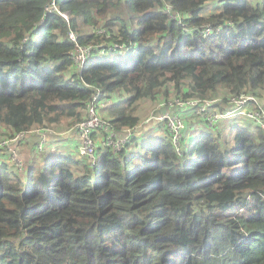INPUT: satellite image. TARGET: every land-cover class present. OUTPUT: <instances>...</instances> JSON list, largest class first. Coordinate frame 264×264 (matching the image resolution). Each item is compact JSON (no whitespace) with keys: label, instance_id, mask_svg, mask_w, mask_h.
<instances>
[{"label":"trees","instance_id":"trees-1","mask_svg":"<svg viewBox=\"0 0 264 264\" xmlns=\"http://www.w3.org/2000/svg\"><path fill=\"white\" fill-rule=\"evenodd\" d=\"M263 89L264 0H0V140L77 133L95 91L105 135L133 132L39 167L0 149V264H264V128L208 116L239 94L264 107ZM159 92L216 102L203 117L176 109L178 140L160 120L166 131L143 138L137 101ZM192 115L208 129L190 133Z\"/></svg>","mask_w":264,"mask_h":264},{"label":"built area","instance_id":"built-area-1","mask_svg":"<svg viewBox=\"0 0 264 264\" xmlns=\"http://www.w3.org/2000/svg\"><path fill=\"white\" fill-rule=\"evenodd\" d=\"M53 9L59 12L66 20L69 19V12L67 11H60L57 9L55 2L52 1ZM220 28V27H219ZM210 28H206L205 31H208ZM69 36L72 39H76V35L74 32H70ZM90 52L87 51L86 47L78 46L76 47V53L73 56L74 62L78 65L79 69L82 70L84 67V64L86 62L87 56ZM99 96L98 91L94 92L93 100L89 103L87 109H86V116L83 120L78 121L74 125V129H76L80 143L78 145V152L81 155L88 156L90 158H93L95 155L96 150V141H95V132L100 130L103 133V137L101 139V143L103 145L109 146L110 148L114 150L121 149L126 142L129 140V136L131 133L133 134L131 129H127L126 133L123 136H116L114 132H108L106 135L104 133V130L107 129L109 126V123L106 121V119L102 118L98 112H97V102H98ZM253 102L254 106L253 108H247L248 102ZM181 103L180 105L178 103ZM216 99H200V98H176L173 101H170L169 103L172 106H176V109L180 108H187V107H194L195 113L199 116H202L209 112V109L215 104ZM232 104L233 109L239 113V114H245L250 117H253L258 121V124L264 128V107L259 104L257 98L251 94H239L237 96H234L232 98ZM170 108V106L168 107ZM167 112V116L164 119L163 114ZM211 114H208L209 118H219L223 117L225 113H220L216 111H210ZM159 120L165 122V126L168 129H171L173 131L174 139L178 140L180 137V132L184 127V122L182 118L178 115V113H171L169 110H166L164 112H161L158 117ZM108 130V129H107ZM27 133H33L38 135V138L35 142L36 149L40 150L43 143L45 142L46 135L49 133H54V129L51 127H35L32 128ZM25 132H18L15 133L10 138V143H15L19 140L17 136H23ZM1 139L0 141H2ZM11 157L16 163V165L21 166L20 158L18 157L15 150L12 151Z\"/></svg>","mask_w":264,"mask_h":264},{"label":"crops","instance_id":"crops-1","mask_svg":"<svg viewBox=\"0 0 264 264\" xmlns=\"http://www.w3.org/2000/svg\"><path fill=\"white\" fill-rule=\"evenodd\" d=\"M173 95L170 94L168 97H165L163 92H159L158 96H156L155 99L152 98H142L140 99L139 103L137 102V109L135 110V113L139 116L140 118V125L141 129V136L143 138H146L147 135H154V136H159L162 135L166 130L164 129V124L160 121H157L155 118L151 117L153 115L159 114L161 112H164L166 110H163L164 108H167L169 110V99L166 101V98H171ZM261 95H264V89ZM259 98V97H258ZM260 99V98H259ZM261 100V99H260ZM115 100L112 99V96L109 100H106V102H102V106H107L110 103L114 102ZM100 102V101H99ZM260 104V101H258ZM155 103V104H154ZM261 105V104H260ZM247 107V106H246ZM248 108V107H247ZM249 109V108H248ZM174 111V109L172 110ZM176 112V110H175ZM149 113L147 116H143L145 114ZM225 115L223 119L228 120L232 118H248L250 120L254 119L253 117H250L248 115L244 116L245 114L241 115L237 113L233 108H229L228 110H225ZM146 120L154 119L153 121L145 122ZM192 127L189 125L190 133H196L197 128H200L201 131L207 130L205 126H202L201 122L198 120V118L195 115H192ZM237 122V121H235ZM252 122L256 125V123L252 120ZM153 123V124H152ZM221 123L223 124L222 127H224L225 121L222 120ZM135 127V126H134ZM69 127H66L65 125H57L55 126V133H49L46 135V142L44 143V149L43 153L41 154H36L34 152V145L35 142L38 138V135L32 134V133H25L21 140H19L17 143L19 145L16 147L15 152L17 155L24 159L25 162H31L35 161L39 162V166L42 165V162H45L48 158H50L54 153L62 152V153H69L71 151L76 152L77 151V146L79 144V137L76 132L74 131H68ZM137 129V126H136ZM229 130V131H228ZM226 134H229L230 137V131L227 126L224 129ZM228 131V132H227ZM139 132V131H138ZM136 133V135L138 134ZM200 132V131H199ZM100 134H96L97 140L101 142V139L103 137V133L100 131L98 132ZM41 152V151H40ZM39 153V152H38ZM52 154V155H51ZM11 155V151H10ZM38 155H41L40 158H38ZM37 158V160L35 159Z\"/></svg>","mask_w":264,"mask_h":264},{"label":"rangeland","instance_id":"rangeland-1","mask_svg":"<svg viewBox=\"0 0 264 264\" xmlns=\"http://www.w3.org/2000/svg\"><path fill=\"white\" fill-rule=\"evenodd\" d=\"M255 1V0H253ZM258 1H261V0H258ZM219 6H217L215 3L213 2H209L208 4L205 5L204 7V11H215L218 9ZM86 29H89L92 30L93 28H91L90 26H87ZM103 51H100V54L102 53ZM104 53V52H103ZM48 64L47 63H42V68L46 67ZM222 89H224V87H222ZM263 97V100H264V95L262 96ZM140 101V100H139ZM139 101H137L139 103ZM155 104V103H154ZM179 105L181 104L180 102L178 103ZM169 111L171 113H175V108L176 106H172L170 103H169ZM174 109V111H172ZM186 110L185 108L183 109V111ZM150 114H153V113H150ZM160 114V113H159ZM159 114H156V115H152L151 117L155 118L156 120H159L157 117ZM149 115V113L143 115V116H147ZM163 118L165 119L166 116H167V112L163 114ZM154 120V119H153ZM161 121V120H160ZM238 121L243 125L245 126L247 129L251 130V131H255L256 127H255V124L252 122V120L248 119V118H238ZM164 122V121H162ZM165 123V122H164ZM153 124V123H152ZM53 128V127H51ZM54 129V133L56 132L55 128ZM197 132L201 131L200 128H197L196 130ZM235 132V129H231L230 131V143L233 142V134ZM17 138H21V136H17ZM95 138L97 139V137L95 136ZM3 140L0 141V149L2 150L3 154H9L10 151H7V150H11V145H10V138H2ZM19 145V143L17 144V146ZM79 157H81V155L78 154ZM36 166L39 167V162L36 163ZM241 212L245 215L248 214V211L246 210H241Z\"/></svg>","mask_w":264,"mask_h":264}]
</instances>
